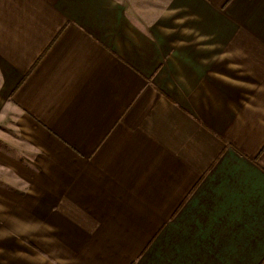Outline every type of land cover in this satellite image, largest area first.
<instances>
[{"label":"crops","instance_id":"obj_1","mask_svg":"<svg viewBox=\"0 0 264 264\" xmlns=\"http://www.w3.org/2000/svg\"><path fill=\"white\" fill-rule=\"evenodd\" d=\"M0 264H264V0H0Z\"/></svg>","mask_w":264,"mask_h":264}]
</instances>
